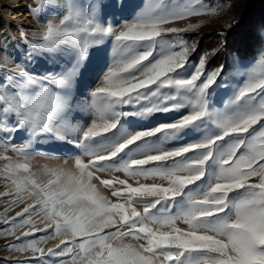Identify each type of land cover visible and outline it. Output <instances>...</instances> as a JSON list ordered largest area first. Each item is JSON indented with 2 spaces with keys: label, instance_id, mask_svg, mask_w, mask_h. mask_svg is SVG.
<instances>
[{
  "label": "snow or ice",
  "instance_id": "snow-or-ice-1",
  "mask_svg": "<svg viewBox=\"0 0 264 264\" xmlns=\"http://www.w3.org/2000/svg\"><path fill=\"white\" fill-rule=\"evenodd\" d=\"M33 3L29 12L40 20L47 0ZM126 8L125 0H65L63 17L36 33L42 39L32 42V52L74 56L72 66L43 75L27 71L26 62L11 70L0 66V180L7 189L0 200L9 208L31 201L15 216L0 217L6 225L0 236L22 242L5 247L32 253L20 264L50 257L56 264H264V53L216 108L210 89L224 66L206 71L205 57L190 64L196 47L183 34L199 25H173L217 9L201 0H144L131 19L104 20ZM13 39L0 33L6 60ZM107 40V71L78 100L79 68L90 49ZM181 109L173 122L154 128L130 132L121 126L129 116ZM81 112L95 119L79 131L81 155L72 167L33 171V141L49 134L66 139ZM188 129L204 135L165 147ZM21 131L26 139L17 146ZM222 141L227 146L220 151ZM110 171L128 179L100 175ZM33 215L46 227L37 229ZM24 227L29 230L16 235ZM38 231L45 236L36 239ZM49 234L60 243L45 251L39 245Z\"/></svg>",
  "mask_w": 264,
  "mask_h": 264
},
{
  "label": "rangeland",
  "instance_id": "rangeland-1",
  "mask_svg": "<svg viewBox=\"0 0 264 264\" xmlns=\"http://www.w3.org/2000/svg\"><path fill=\"white\" fill-rule=\"evenodd\" d=\"M13 0H0V33L9 36V31L14 33L16 40L9 42L8 45V59H5V55L0 51V66L3 69L11 70L16 66V63L26 62L27 71L43 75L48 72H61L69 69L72 66L74 56H68L63 54H50L46 50L40 49L36 52H32V42L41 41L42 36L36 33H42L47 23L58 24L59 20L63 17V6L65 0H47L46 7L42 11L40 20L34 18L30 12L29 7L35 6L33 0H15V6H11ZM144 0H125L127 8L123 11H116L115 13L110 12L109 15L104 16V20L112 19L114 23H120L123 20L131 19L137 11L143 6ZM201 3L207 5L209 8H216L215 13L208 12L205 14L192 16L184 21L177 22L173 26L187 27L188 24L199 25V27L193 29H210L226 23L227 13L229 9H232V0H201ZM232 6V7H231ZM7 14V15H6ZM9 17V19H8ZM14 17L21 19L20 24L15 25ZM264 37V30H263ZM19 43L22 46L19 47ZM3 45L0 43V48ZM110 49L111 41L107 40L103 44L93 47L87 54V57L83 61L79 68V72L75 77L74 82V94L78 100H83L88 96L91 89L99 86L100 80L103 77V73L107 71L110 63ZM32 52L31 60L29 61V53ZM261 53H264V39L263 44L257 51V53L250 59L243 60L235 57L232 60V69L228 75L217 82L216 85L210 89L212 93V103L214 107H223L224 101L232 94L233 88L242 83L246 78L248 72L254 66L258 57ZM198 61H190V64H195ZM210 72V71H209ZM4 75L3 71H0V78ZM227 82L228 88L220 87L221 84ZM186 109H181V112L174 113H156L146 119L129 116L121 120V126L130 132L139 130L140 128H154L158 124L173 122L172 119L177 118ZM92 119H95L94 113H78L76 118L71 120V127L66 133V139L58 140L52 135H45L36 138L33 141L32 149L33 155L30 158V164L33 171L41 172L46 168L54 167H65L70 168L74 163L76 156L81 155V148L76 143L79 140V131L85 127ZM208 128L211 129L212 125L209 124ZM119 128L114 129L112 133H109L110 138H114L118 135ZM204 135L203 131H195L192 129L185 130L179 139H173L168 141L165 145L166 148H174L181 146L185 143H191L201 138ZM26 139V134L21 131L15 134V144L21 146ZM159 138L153 137L151 142L158 143ZM99 141H94L93 146H96ZM227 146L226 141H222L217 146L220 151H223ZM135 150V145L131 146L130 149ZM13 158H17L14 153H7ZM123 157V153L121 154ZM102 178H111L117 176L120 179H128L123 172H108L100 174ZM129 182H134L129 179ZM151 183V180L141 181ZM4 190V191H1ZM5 182L0 180V193L5 192ZM105 195H108L105 192ZM24 205H17L9 208V202L7 200H0V217H12L15 216L16 212L22 210L27 203ZM37 229H43L46 227L45 221H42L40 217L33 215ZM182 226V225H181ZM6 227L2 219H0V229ZM27 227L21 228L17 231L16 235H20L23 231H28ZM45 236L43 232H37L36 239H41ZM29 240L32 237L28 238ZM54 241L49 234V238L39 246L44 248L45 251L49 248H54L57 244L51 245ZM22 243L15 241L14 236H0V264H20V262L28 261L32 259V253L30 251L19 252L13 251L5 247L11 243ZM26 243V241L24 242ZM31 264H40L39 261H31ZM43 264H56V258H47Z\"/></svg>",
  "mask_w": 264,
  "mask_h": 264
},
{
  "label": "trees",
  "instance_id": "trees-1",
  "mask_svg": "<svg viewBox=\"0 0 264 264\" xmlns=\"http://www.w3.org/2000/svg\"><path fill=\"white\" fill-rule=\"evenodd\" d=\"M232 6L223 25L183 34L189 45L196 47L190 61L205 57L206 71L224 66L220 80L232 69L235 57L252 58L264 39V0H232Z\"/></svg>",
  "mask_w": 264,
  "mask_h": 264
},
{
  "label": "bare ground",
  "instance_id": "bare-ground-1",
  "mask_svg": "<svg viewBox=\"0 0 264 264\" xmlns=\"http://www.w3.org/2000/svg\"><path fill=\"white\" fill-rule=\"evenodd\" d=\"M15 3H16L15 0L11 1V6H15ZM6 15H7V14H6ZM8 19H9V17H8ZM13 20H15V23H14L15 25L18 26V25L20 24V21H21L20 18H18V17H14ZM9 37H13V38H14L13 40H10L11 43L14 42V41L16 40V37H15L14 33L11 32V30L9 31ZM20 46H22L21 43H19V47H20ZM1 191H4V190H1ZM44 224H47V221H45ZM57 243H60V240H59V239H54V241H53L52 243H50V246H51V245H54V244H57Z\"/></svg>",
  "mask_w": 264,
  "mask_h": 264
}]
</instances>
